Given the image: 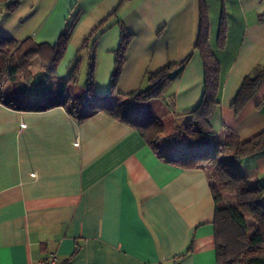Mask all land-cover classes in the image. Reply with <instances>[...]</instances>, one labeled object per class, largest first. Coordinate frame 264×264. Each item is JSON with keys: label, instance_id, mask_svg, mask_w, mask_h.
Returning <instances> with one entry per match:
<instances>
[{"label": "crops", "instance_id": "0c3cea01", "mask_svg": "<svg viewBox=\"0 0 264 264\" xmlns=\"http://www.w3.org/2000/svg\"><path fill=\"white\" fill-rule=\"evenodd\" d=\"M203 19L219 62L212 126L216 136L247 141L264 131V77L240 110L233 103L264 63V0H0V39L54 48L69 33L53 70L40 64L15 106L0 101V264L36 263L51 251L64 264H218L210 171L192 162L191 126L175 137L206 87L196 48ZM121 26L133 36L112 92ZM170 62L183 65L159 99L131 100L130 110L162 122L155 142L97 111L123 107ZM74 69L66 94L90 117L62 105L35 109ZM86 94L95 98L89 106ZM235 160L248 184H264V151Z\"/></svg>", "mask_w": 264, "mask_h": 264}, {"label": "trees", "instance_id": "16d2710c", "mask_svg": "<svg viewBox=\"0 0 264 264\" xmlns=\"http://www.w3.org/2000/svg\"><path fill=\"white\" fill-rule=\"evenodd\" d=\"M132 36L133 34L125 26H121V41L115 50V67L111 77L112 92L121 74L125 51ZM68 37V31L63 32L54 48H50L48 45H38L30 39L22 42L12 38L0 39V101L15 106L16 95L20 94L26 86L25 83L30 82L34 77L31 68L36 56L40 58V64L43 67L53 70L65 52ZM196 48L199 49L203 57L206 87L199 105L188 113L189 121L176 128L175 137L179 138L184 129L191 126L192 133L186 140L187 146L191 148L211 146V149L202 154V159L208 161L220 184L218 188L210 175V188L215 202L214 224L218 264H245L247 262L264 264V236L261 228V226L264 227V184H248L247 173L243 168L234 167L227 159L219 157L222 149L231 150L233 156L238 159L263 152L264 131L244 142L230 131H227L224 136H216L211 117L219 103V62L210 49L208 25L204 19L201 21ZM182 65L183 62H170L159 71L148 73V88L129 93L130 101H127L123 107L103 104L98 106L97 111L122 120L138 129L149 142H155L163 131L162 122L158 118L145 116L138 109L130 110L131 102H149L159 99L172 80V71ZM263 77L264 63L259 64L251 74L244 78L233 103L236 111L240 110L254 94ZM76 78L74 69L68 78L57 81V90L45 105L34 108L43 110L62 105L71 115L82 121L89 118L93 112H84L80 107L81 101L79 99L72 100L66 94L68 83ZM88 81L89 92L93 84L91 71ZM191 155L193 158L199 157L197 153ZM224 192H228L234 197V204H229L224 199ZM249 218H256L261 225L251 237L246 232V222Z\"/></svg>", "mask_w": 264, "mask_h": 264}, {"label": "rangeland", "instance_id": "374dc122", "mask_svg": "<svg viewBox=\"0 0 264 264\" xmlns=\"http://www.w3.org/2000/svg\"><path fill=\"white\" fill-rule=\"evenodd\" d=\"M40 58L38 56H36L34 62H33V65H32V71H35L36 69L39 68L40 66ZM79 85L82 87L84 86V83H85V80H84V76L81 75V80L79 81ZM85 93V92H83ZM96 97V96H95ZM82 99V102L84 103V105H91L94 103L95 101V98H89V96H87V94L81 98ZM42 102V101H40ZM42 104V103H40ZM132 111H134L135 109H132ZM145 115V114H144ZM146 116V115H145ZM189 133V137L191 136V131L188 132ZM183 146L184 143H183ZM209 149H211V146H202V147H197V148H194V150H191L193 151L194 153H197V154H200V153H205V151H208ZM220 159H227L229 163L233 164L234 167H238L239 169H242V167L240 165H238L235 161V157L233 156V153L231 150H221V154H220ZM192 162H195V163H202L204 164L205 166H207L209 168V171H210V175L212 176L213 178V181H214V184L219 188L220 187V184H219V181L216 179V175H215V172L214 170L212 169V167L210 166V164L208 163L207 160H203V159H200L199 157L197 158L196 161H192ZM223 197L224 199L229 203V204H234L235 203V199L234 197L229 194L228 192H224L223 193ZM261 226L259 221L256 219V218H249L247 219V222H246V232L248 234L249 237L252 236L253 232L259 227ZM262 228V231H263V236H264V227L261 226ZM245 264H252L250 262H247Z\"/></svg>", "mask_w": 264, "mask_h": 264}, {"label": "built area", "instance_id": "2783aa9c", "mask_svg": "<svg viewBox=\"0 0 264 264\" xmlns=\"http://www.w3.org/2000/svg\"><path fill=\"white\" fill-rule=\"evenodd\" d=\"M32 264H64V263L60 261L58 257V253L56 251H51L48 253L46 257Z\"/></svg>", "mask_w": 264, "mask_h": 264}]
</instances>
